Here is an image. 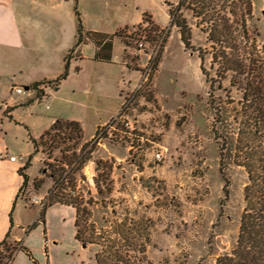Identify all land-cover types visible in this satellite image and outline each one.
Returning <instances> with one entry per match:
<instances>
[{
  "label": "rangeland",
  "instance_id": "obj_1",
  "mask_svg": "<svg viewBox=\"0 0 264 264\" xmlns=\"http://www.w3.org/2000/svg\"><path fill=\"white\" fill-rule=\"evenodd\" d=\"M32 1L35 0H15L18 10L19 5L24 7L17 15L26 16L20 18V24L26 27L27 40L36 36L39 41L40 36L47 35H40V31L55 29L40 26L57 16L61 28L56 27L58 32L48 35L64 48L74 47L79 25L77 8L84 29L113 38L114 61H95L90 57L93 46L86 47L84 55H89L88 59L72 62L69 77L59 92L47 88L33 109L16 111L18 119H40L31 122V133L37 139L50 132L38 153L34 154L31 144L29 183L19 200L41 213L51 201L80 197L81 209L91 211L89 226L94 222L98 233L112 237L120 229V222L128 232L139 223V234L145 227L150 234L146 253L150 264H216L220 256L230 254L239 236L248 180L241 168L230 169L224 177L219 172L218 148L211 132L210 86L203 74L206 70L214 76L210 70V46L192 13L183 11L192 27L187 46L179 29L172 25L168 7H177L181 0H40L42 5ZM251 2L253 18L249 29L261 35L258 39L263 45L264 0ZM88 38L93 41L97 36ZM200 49L207 52L204 61ZM42 50V54L32 53L34 61L24 67L22 74L15 72L16 77L3 79L0 88L4 92L0 93L23 100L31 92L25 90L18 95L12 86L24 89L29 80L56 79L63 73L62 62L54 66L55 61L44 63L45 49ZM17 56L15 50L0 48V62ZM224 85L228 86V82ZM232 92L235 98L236 91ZM53 119L80 124L83 137L78 147L68 140L67 131L50 130ZM109 119L99 130L104 137L101 146L92 153V147L87 146L85 154L91 153V160L81 172L72 173L77 161L65 165V156L78 154L95 137L97 125ZM124 121L135 126L133 136H129ZM59 134L65 144L56 139ZM122 138L133 144L129 149L132 151L128 152L129 145L120 143ZM160 151L163 161L156 162L154 153ZM99 160L112 167L111 184L104 182L106 175L99 176L102 193L95 183L98 174L105 172L104 168L96 170ZM56 168L63 170L60 182L67 177L66 189H56ZM69 176L75 181V192L69 187ZM23 202L20 203L24 205ZM34 214L28 211L26 217ZM12 244L10 248L15 246ZM83 251L78 264H93L95 246Z\"/></svg>",
  "mask_w": 264,
  "mask_h": 264
},
{
  "label": "trees",
  "instance_id": "obj_2",
  "mask_svg": "<svg viewBox=\"0 0 264 264\" xmlns=\"http://www.w3.org/2000/svg\"><path fill=\"white\" fill-rule=\"evenodd\" d=\"M168 7L172 25L179 29L181 39L187 46L190 45L192 27L183 11L192 13L210 46V70L213 71L214 76L208 75L206 70H203V74L210 86L209 108L213 117L211 132L218 148L219 172L224 177L230 169L241 168L245 171L248 180L244 188V208L238 239L231 253L220 256L216 264H264V39L263 45H260L258 38L261 35L258 32L251 33L249 29L253 18L252 2L251 0H181L177 7L171 4H168ZM75 12L79 23L77 41L65 57L63 73L56 79L32 84L31 90L36 95L28 104L36 100L40 101L45 96L46 88L59 90L61 83L69 76L71 62L78 55L79 48L88 42L90 35L97 36V39L90 41L97 48L95 61L112 62L113 38L103 33L85 32L77 8ZM199 51L200 58L204 61L207 52L202 49ZM225 82H228V86L224 85ZM234 90L236 100L232 92ZM101 129L97 130L90 142L80 148L78 154L72 152L71 157L65 156V165L71 166L77 161V168L73 169L72 173L81 172L91 160L92 151L101 145L104 139ZM50 130L67 131L68 140L74 143V147L80 145L83 137V130L76 121L57 120ZM49 134L50 132L47 131L39 140L31 138L35 148L34 154L39 152V146ZM57 138H60L59 141L63 140V144L66 143L65 138L60 134L56 136ZM56 139L54 138L53 142ZM87 146L92 147L91 153L85 154ZM58 148L59 146L55 147L56 150ZM32 158L33 156L29 157L24 167L20 169V174L24 177L22 190L29 183V177L25 172L31 166ZM101 168H104V174H98V178L95 179L100 193L102 188L99 176L106 175L104 182L108 181L111 184L112 170L108 162L99 160L96 162V170L100 172ZM62 171L60 168L53 170L54 180L59 175L55 181L56 189H66L67 177L60 182ZM71 180L69 176V187L75 192V181ZM78 198L66 202L61 200L49 202V206L41 211L39 219L31 229L41 223L45 226V213L48 207L55 204L71 206L76 210V239L86 247L96 248L93 256L94 264H150L146 254L150 243L147 227L139 234V223L133 224V228L128 232L125 224L120 222L117 225L120 229L114 237L108 236L109 233L100 234L94 222L89 226L91 211L86 208L81 209L83 200ZM84 213H87V216ZM127 232L129 235H126ZM11 245L13 244L9 236L0 242V264H6L4 261L11 259L18 249L17 245L10 248Z\"/></svg>",
  "mask_w": 264,
  "mask_h": 264
},
{
  "label": "crops",
  "instance_id": "obj_3",
  "mask_svg": "<svg viewBox=\"0 0 264 264\" xmlns=\"http://www.w3.org/2000/svg\"><path fill=\"white\" fill-rule=\"evenodd\" d=\"M32 2L39 5L43 3L40 0ZM19 6L21 7L18 10L15 0H0V48L5 51L15 50L18 53V56L12 60L5 58L0 62V87L4 78L16 77L13 76L15 72L23 73L24 67H28L34 61L32 53L42 54V49H45L44 63L48 64L55 61L52 65L54 66L59 61L65 64V57L73 48L70 45V47L64 48L62 43L52 40L54 36L48 35L54 33L57 30L56 27L61 28L58 27L57 16L52 20L46 19L45 24L40 26L43 29L54 27L55 29L40 31V35L42 32L47 35L40 36L39 41H37L36 36H29L27 40L26 27H22L20 24V18H26V16L24 14L17 15V12L24 7ZM84 30L85 32L99 33V31L90 29ZM91 45L93 46V53L90 57L95 60L97 48L93 42L88 41L79 48L78 56L72 62L78 64L88 59L87 56L89 55H84V49ZM112 61H114L113 51ZM116 61L119 62V58H116ZM41 78L37 77L29 80V83H24L23 90L31 92V95H28L26 99L7 98L3 93H0V242L9 236V240L17 245L18 249L12 257L11 264H78L82 261L83 250L90 246L86 247L76 239V210L71 206L55 204L46 210L45 226L41 223L31 229L38 219L40 211L37 208L27 207L23 201L19 200V194L24 183L20 169L24 167L32 154L31 138L39 140L37 136L31 133V122H40V119H18L16 111L18 109H33L34 105L39 102L36 100L32 104H28L35 95L34 91L31 90L32 84L43 80H53ZM14 88L16 87L12 86V91ZM49 90L59 92V90L55 91L52 88ZM0 92L4 91L0 88ZM110 120L99 123L97 130ZM56 121L53 119L52 123L54 124ZM128 152H130L129 148ZM13 156L16 157L15 161L10 160ZM25 173L27 174V171ZM20 202H23L24 205ZM28 211H34L35 214L32 217H26Z\"/></svg>",
  "mask_w": 264,
  "mask_h": 264
},
{
  "label": "built area",
  "instance_id": "obj_4",
  "mask_svg": "<svg viewBox=\"0 0 264 264\" xmlns=\"http://www.w3.org/2000/svg\"><path fill=\"white\" fill-rule=\"evenodd\" d=\"M14 92L16 94L20 95V94L24 93V90H23V88L22 89L21 88H14ZM124 124H125L126 128L128 127L127 129L130 131L129 136H133V133L135 131V126L132 123L127 122V121H124ZM121 142H124L127 146L129 145L128 146L129 149H133V144L131 142L125 141L124 138L121 139L120 143ZM130 151H132V150H130ZM153 157H154V160L156 162L163 161V152H161V151L160 152H156V153H154ZM10 160L11 161H15L16 157L13 156V157L10 158ZM11 261H12V258L9 259V260H5L4 262L6 264H11Z\"/></svg>",
  "mask_w": 264,
  "mask_h": 264
}]
</instances>
